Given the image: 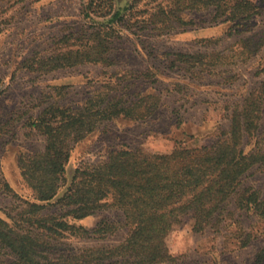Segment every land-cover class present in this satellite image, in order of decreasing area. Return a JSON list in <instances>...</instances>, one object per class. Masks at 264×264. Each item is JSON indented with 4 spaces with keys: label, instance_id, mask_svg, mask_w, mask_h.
<instances>
[{
    "label": "rangeland",
    "instance_id": "374dc122",
    "mask_svg": "<svg viewBox=\"0 0 264 264\" xmlns=\"http://www.w3.org/2000/svg\"><path fill=\"white\" fill-rule=\"evenodd\" d=\"M205 1L97 0L109 13L96 15L91 0H0V218L19 232L34 230L41 241L54 240L45 245L52 252L79 253L124 241L129 226L116 207L65 218L90 231L106 220L112 228L105 234L80 228L58 239L24 211L36 194L22 177L19 159L46 144L32 119L52 104L80 108L112 96L113 103L131 104L134 117L104 120L73 144L68 179L76 167L101 163L118 148L170 152L179 143L199 146L217 139L229 128L232 109L264 80V0H249L248 15L232 12L238 0H221L219 8ZM97 30L109 41L110 63L41 72L23 62L84 49L94 44ZM145 107L152 110L146 114ZM243 187L264 196V168H251ZM65 210L47 204L40 214L57 217ZM227 212L204 231H196L191 218L175 225L167 236L175 259L161 264H264L254 262L264 246V219L232 203ZM0 264L28 263L0 240Z\"/></svg>",
    "mask_w": 264,
    "mask_h": 264
},
{
    "label": "trees",
    "instance_id": "16d2710c",
    "mask_svg": "<svg viewBox=\"0 0 264 264\" xmlns=\"http://www.w3.org/2000/svg\"><path fill=\"white\" fill-rule=\"evenodd\" d=\"M204 3L221 7V0ZM93 5L91 0L89 8L96 15L109 13L103 11L97 0ZM111 6L109 3L110 9ZM251 6L249 0H238L232 12L248 15ZM98 31L92 32L94 44L86 43L84 49L38 59L36 63L23 62L27 69L41 72L87 62L110 63L109 41ZM114 98L110 97L106 103L88 101L80 108L55 104L45 107L31 122L45 136V148L31 155L22 154L19 165L24 181L36 194L35 201H25L24 211L37 216L34 222L46 226L48 237L58 239L65 231L80 228L86 233L105 234L112 228L106 220L90 231L65 218L82 219L109 206L123 212L129 226L127 237L112 247L88 248L79 253L52 252L45 245L54 240L41 241L34 230L19 232L0 218V240L20 260L28 264L168 263L175 256L167 236L186 218L193 219L196 231H204L208 225L222 221L232 203L237 209L264 219V196L258 190L243 187L251 168H264V80L232 109L229 128L211 143L199 146L179 143L170 152L118 148L101 163L76 167L68 179L66 164L74 143L104 120L135 116L131 104L113 103ZM144 110L146 113L152 107ZM47 204H59L66 210L59 217H45L40 213ZM249 240L248 237L244 244ZM254 262L264 263V246L256 252Z\"/></svg>",
    "mask_w": 264,
    "mask_h": 264
}]
</instances>
